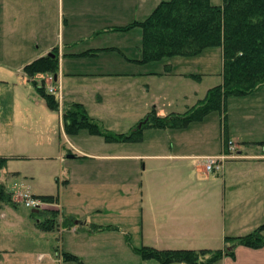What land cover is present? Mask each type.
<instances>
[{
  "label": "rangeland",
  "instance_id": "1",
  "mask_svg": "<svg viewBox=\"0 0 264 264\" xmlns=\"http://www.w3.org/2000/svg\"><path fill=\"white\" fill-rule=\"evenodd\" d=\"M160 2L146 0L140 16L147 18ZM210 2L214 6L222 5V0ZM131 23L134 22L126 21V25ZM50 25L48 33L52 40L55 39L52 38L53 20ZM72 25L69 22L66 31ZM13 33L11 38L3 37L2 43L0 39V65L4 62L7 69L0 70L6 74H0V77H4L3 81H8V84L0 82V155L18 157L10 160L7 168L0 171V184L10 194V202L3 203L0 209V215L6 216L5 222L21 223L28 227L26 225L43 221L44 213L46 217L53 218L52 213H47V208L55 203H41L36 209L37 214H32L35 209L24 206L21 200L24 192L20 189L22 186L29 187L27 189L32 194L61 199L63 210L69 216V211L72 210L96 223L117 224L121 228L125 226L126 247H122L126 248V264H159L155 260H145L134 252L135 248L140 249L146 245L140 234L143 216L141 210L144 206L140 202V185L143 184V190L145 188L147 192H151L152 203H157L173 190L171 186L176 184L177 187L179 184L180 188L185 187L187 182L182 184V176L188 175L187 171L194 172L197 165L200 168L198 176L202 178V171H205L203 160L126 159V162H122L94 161L82 156L66 159L69 145L96 155L124 153L126 156H140L168 152L206 154L217 152L224 146L226 153L233 148L235 154L241 151L243 154L261 155V149L264 148V88L244 97L230 96L225 101L224 111L208 113L201 121L191 122L178 129L143 128L137 142L109 143L102 136L92 135L87 129L68 134L64 128V131L60 128L58 111L50 109L37 91V88L43 87L48 93L51 75H42V79L34 81L29 79L24 88L22 84H15L13 87L12 83L15 82L8 79L7 76L13 69L9 66H13L18 59L16 49L22 45L23 40L29 39L20 29ZM93 36L91 33L87 38ZM96 41L95 46L105 47L103 52L95 55L97 57L88 55L68 63L75 64L77 73L94 76L64 80L62 98L65 103H80L103 132L129 134L140 122L147 121L151 113L157 114V111H162L164 115L172 112L182 115L187 108L195 107L199 101L204 100L209 90L222 83V50L219 47L206 49L196 57L165 58L142 64L139 63L142 56L140 28L136 27L126 35H109ZM66 42L69 43L64 39L62 43ZM88 47L89 42L84 41L72 49H65V52L67 55L70 52L79 53ZM64 61L71 59L64 57ZM150 72L162 75H145ZM96 73L103 76H95ZM55 101L58 102L57 96ZM18 109H25L33 114L34 124H9L11 113L15 111L17 115ZM7 135L10 137L6 138ZM8 138H11L9 145L6 142ZM60 144H64L65 148H59ZM169 148L173 150L170 151ZM261 167L257 171L264 173ZM159 175L164 176V179H159ZM191 179L194 180L192 176ZM130 189L133 194L128 197ZM78 193L80 198L76 199ZM121 193H126L125 199L119 196ZM82 200L85 201V206L84 202H80ZM74 216L75 214L71 216L72 219ZM57 218L56 215L54 219ZM150 220L153 218L150 217ZM16 226L19 228V225ZM54 242L55 239L52 240ZM119 247L117 243L109 245V249L115 248V255L108 259V264H124L125 257Z\"/></svg>",
  "mask_w": 264,
  "mask_h": 264
},
{
  "label": "crops",
  "instance_id": "2",
  "mask_svg": "<svg viewBox=\"0 0 264 264\" xmlns=\"http://www.w3.org/2000/svg\"><path fill=\"white\" fill-rule=\"evenodd\" d=\"M145 3L146 0H0L1 43L3 37L11 38L14 34L13 31H18V29L29 38L23 40L22 45L16 49L18 59L13 66H9L13 69L8 74V79L15 82L12 83L13 87L15 84H22V88H24L25 83H29L30 80L24 74L23 68L34 60L46 57L48 54H52L53 50H56L59 67L56 75H51V78L54 86L60 88L61 98H58L59 125L64 131L63 112L72 104H80L78 102H64L62 98L64 80L94 76L77 73L75 64L68 63L103 52L105 47L95 46L97 39L109 35H126L127 32L133 30L134 28L128 31H116L115 29L126 27V21H144L146 16H140V13L142 5ZM51 20L54 24L52 26V38L55 37L52 40H50V33H48ZM69 22H72L73 25L66 31ZM91 33L94 36L87 38ZM64 39L68 40L69 43L63 44ZM84 41L89 42L90 47L79 53L70 52L69 55L66 54L65 49H72L76 44L80 45ZM4 52H6L5 49ZM64 57H69L71 61L65 62ZM1 63L3 65H0V70H7L4 66L5 63ZM135 63L137 62L135 61ZM0 74L5 73L0 72ZM145 75L157 77L162 74L150 72ZM95 76L103 75L96 73ZM2 78L4 77H0V82L8 84V81H3ZM42 78V75H37L32 81ZM14 101L15 99L13 105ZM157 114L167 116L162 111H157ZM171 114L176 113L172 112ZM34 118L35 116L27 110L18 109L17 115H15V111L11 113L8 123L12 126L16 123L23 126H27L29 123L33 125ZM225 134L227 136V132ZM7 137L10 136L7 135ZM9 140L11 138L6 141L8 145L10 144ZM59 148H65L64 144H60ZM169 150L172 151L173 148H169ZM223 154H226L225 146L217 152L206 154H174L168 152L140 156H126L124 153L96 155L84 152L74 145H69L66 159H68V155H74L73 159L82 156L94 161L126 162V159H142L202 162L204 156L216 157ZM236 155L239 158L227 160L219 174L204 171L205 174L202 171L203 177L199 178L200 168L197 165L194 172L187 171L186 174L188 175L182 176V184L185 185L187 182L185 187L180 188L179 184L177 187L176 184L171 186L170 188L173 190L166 194L167 197L171 194L170 199L162 198L154 204L151 201V192H147L145 188L143 190V184H141L140 202L144 206L141 210L143 216L140 221V234L143 236L141 239H144L143 242L146 244L143 247L159 251L206 250L209 252L218 250L223 252L225 249L231 248L234 258L223 256L211 264H264V246L259 249H250L235 245L232 241L226 242L228 238L243 237L253 233L264 222V173L257 171L260 166L264 170V148L261 149V155L243 154L241 151H237ZM0 157L6 158L8 162L13 158H18L5 157L4 155H0ZM191 176L194 180L191 179ZM158 178L164 179V176L159 175ZM191 181L196 183H191ZM27 188L29 187L22 186L20 190L28 192L32 197L45 196L32 194ZM114 193L116 194V192ZM132 194L130 189L127 196ZM119 196L125 199L126 193H121ZM179 196L181 200L178 198ZM78 197L79 193L76 199ZM80 202H84V206L86 205L85 201ZM200 203L201 205H198ZM62 204L61 199L57 198L54 206L47 208L49 210L47 213L56 212L58 217V220L56 219L58 222H55L53 230L40 228L38 224L40 220L32 225H26L28 227L21 225V223L5 222L6 216L1 214L0 264H108V259L115 255V248L109 249V245L116 243L119 244V251L125 257L124 262H122L126 264V248L122 247H126L125 226L121 228L117 224L96 223L89 217L81 216L80 213L77 214L76 211L72 210L69 211V216L65 214ZM32 213L34 212L32 211ZM45 214L43 220L51 219ZM74 214L72 219L71 216ZM145 215L147 219L144 217ZM150 217L153 218L152 221ZM16 225H19V228ZM23 228L29 231H24ZM262 236L264 237V231ZM56 237L58 238L56 239ZM54 239L56 242L52 243ZM64 254L77 258L78 262L65 260Z\"/></svg>",
  "mask_w": 264,
  "mask_h": 264
},
{
  "label": "trees",
  "instance_id": "3",
  "mask_svg": "<svg viewBox=\"0 0 264 264\" xmlns=\"http://www.w3.org/2000/svg\"><path fill=\"white\" fill-rule=\"evenodd\" d=\"M142 30L141 60L139 63L160 61L165 58H191L204 50L219 47L222 50V83L209 90L206 98L184 114L157 116L151 113L140 129L129 134L103 132L98 124L86 113L81 104L70 105L62 115L66 133H76L87 129L92 135L102 136L109 143L137 142L143 128L178 129L214 111H224L225 101L230 96L244 97L264 88V0H222V5L214 6L210 0H164L142 22H134L116 31L133 28ZM54 57L46 56L34 60L23 68L29 78L37 75H56L58 71L57 51ZM35 85V82H33ZM40 97L52 110L58 111L55 96L37 88ZM8 160L0 157V171L6 168ZM44 204H53V196H34ZM10 202V194L0 184L1 205ZM38 209V208H37ZM53 218L38 223L43 230L55 228L56 212ZM34 214V213H32ZM37 214V213H36ZM263 224L253 233L236 238H228L250 249L264 246ZM134 252L145 260H155L159 264H211L223 256L234 258L232 249L209 252L206 250H165L141 247ZM65 260L78 259L64 254Z\"/></svg>",
  "mask_w": 264,
  "mask_h": 264
},
{
  "label": "built area",
  "instance_id": "4",
  "mask_svg": "<svg viewBox=\"0 0 264 264\" xmlns=\"http://www.w3.org/2000/svg\"><path fill=\"white\" fill-rule=\"evenodd\" d=\"M48 82H49L48 93L54 95L55 97L57 96V98L60 99L61 98L60 88L54 86L52 79H50ZM238 158L239 156L235 154L234 149L230 148L228 149V153L226 154L216 157H205L202 160L204 162L205 172L207 173L216 172L219 174L222 171L223 164L227 160L238 159ZM21 200L24 206L27 208L37 209L41 205L40 201L36 200L34 197H32L30 194L26 192L21 194Z\"/></svg>",
  "mask_w": 264,
  "mask_h": 264
},
{
  "label": "water",
  "instance_id": "5",
  "mask_svg": "<svg viewBox=\"0 0 264 264\" xmlns=\"http://www.w3.org/2000/svg\"><path fill=\"white\" fill-rule=\"evenodd\" d=\"M47 56H51V57H54V55L53 54H48ZM146 122V120L145 121H143V122H140L138 125H137V127L134 129V130H137V129H140L141 128V126H142V124H144ZM75 156L74 155H68L67 156V158L68 159H73ZM33 212L34 213H37V210L35 209V210H33Z\"/></svg>",
  "mask_w": 264,
  "mask_h": 264
}]
</instances>
